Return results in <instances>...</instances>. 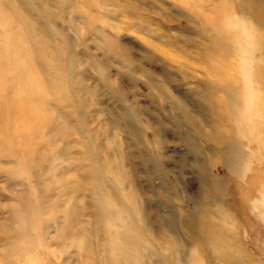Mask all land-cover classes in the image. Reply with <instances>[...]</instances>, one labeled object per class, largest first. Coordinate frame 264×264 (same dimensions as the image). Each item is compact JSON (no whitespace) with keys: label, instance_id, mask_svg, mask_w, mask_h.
<instances>
[{"label":"rangeland","instance_id":"1","mask_svg":"<svg viewBox=\"0 0 264 264\" xmlns=\"http://www.w3.org/2000/svg\"><path fill=\"white\" fill-rule=\"evenodd\" d=\"M0 264H264V0H0Z\"/></svg>","mask_w":264,"mask_h":264}]
</instances>
